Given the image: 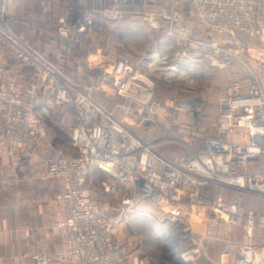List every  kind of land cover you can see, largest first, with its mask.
Listing matches in <instances>:
<instances>
[{
  "label": "built area",
  "instance_id": "1",
  "mask_svg": "<svg viewBox=\"0 0 264 264\" xmlns=\"http://www.w3.org/2000/svg\"><path fill=\"white\" fill-rule=\"evenodd\" d=\"M9 1L0 0V49L11 51L29 69L30 78L26 86H17L3 75L0 65V140L21 150L31 149L46 137V127L37 115L43 103L70 105L76 118L70 143L77 156L59 153L48 171L51 177H61L65 185L58 197L64 213L56 223V230L64 235L65 249L55 258L38 253L33 264H141L136 258L128 260L112 223L135 212L146 200L169 209L188 200L202 205L225 223L222 258L235 246L239 264H264V243L258 241L264 240V214L246 207L247 193L264 197V0H168L165 4L162 0H124L157 17L156 26L150 20L154 30L166 31L178 40L183 51L173 59L183 61L191 56L199 64L208 62L218 69L230 65L238 77L219 99L206 150L194 151L190 161L180 164L134 135L45 54L16 34L6 16ZM105 11L121 15L120 11ZM95 16L91 9H62L61 35L78 37ZM157 57L159 62L172 61L165 69L180 70L181 62ZM120 68L132 71L129 61ZM171 107L190 115L200 113L199 105L191 101H173ZM97 170L115 179L118 176L130 186L131 194L111 209L114 216L105 212L109 205L98 204L88 187L89 177ZM212 187L218 191L214 201L194 196ZM114 190L109 185L105 191ZM229 191L234 192L230 201ZM236 227L242 229L239 243H234Z\"/></svg>",
  "mask_w": 264,
  "mask_h": 264
},
{
  "label": "rangeland",
  "instance_id": "2",
  "mask_svg": "<svg viewBox=\"0 0 264 264\" xmlns=\"http://www.w3.org/2000/svg\"><path fill=\"white\" fill-rule=\"evenodd\" d=\"M69 1L72 4L66 8L86 7L96 11V20L85 34L76 38L61 35L60 15L56 17L58 7ZM161 2L165 4L168 0ZM126 3L128 1L124 0H10L6 16L16 34L26 37L78 88L123 122L134 135L163 157L177 164L188 162L195 150L191 145L192 140L200 129L190 114L174 110L171 103L190 101L192 98L214 102L237 79L226 71L213 76L197 75L193 73L196 63L191 56L181 61L177 73L173 72L180 75L169 79L168 74L172 70L166 71L165 68L171 64L159 62L157 54L176 57L183 51L180 43L176 38L167 36L166 31L154 30L150 20H153L154 26L158 20L153 14L136 4ZM107 9L116 12L123 10L122 19L118 22L108 21L105 18ZM205 33H209L208 30ZM127 61L132 67L128 73L120 68ZM0 65L4 76L16 77L23 87L28 84L29 69L8 49H0ZM222 68L232 70L230 65ZM73 111L71 106L40 104L37 115L46 127L47 137L28 153L42 151L50 164L61 152H71L77 156L70 146V136L76 124ZM199 142V150L195 152L202 153L207 147V137ZM0 148L9 153L12 151L9 157L22 153L21 150L6 147L1 140ZM109 185L115 188L114 192L105 191ZM88 187L98 204L109 205V211L105 209V212L110 216H114L115 211L111 209L119 207L123 196L131 194L126 181H120L118 176L116 179L109 177L100 170L89 177ZM193 193L190 190V194ZM197 194L194 193V196ZM231 194L234 195V192ZM199 195L206 202L214 201L218 191L212 187ZM246 197L249 210L264 214V197L248 193ZM188 201L174 204L169 209L146 200L135 212L113 220L115 239L125 249L128 260L133 262L136 258L141 264H216L199 256L198 250L203 251L204 248L196 244L187 230L183 220L187 214L182 207L188 203L201 206L212 223V230L217 231L221 223L225 227V223L215 219L213 212L202 205ZM258 201H262V208L257 205ZM260 232L258 229L257 233ZM258 241L264 243L259 238Z\"/></svg>",
  "mask_w": 264,
  "mask_h": 264
},
{
  "label": "crops",
  "instance_id": "3",
  "mask_svg": "<svg viewBox=\"0 0 264 264\" xmlns=\"http://www.w3.org/2000/svg\"><path fill=\"white\" fill-rule=\"evenodd\" d=\"M70 2L58 7L57 18L62 11L61 8L66 9L65 6L72 4H69ZM120 12L121 15L114 19L107 17V14H105V18L111 22H118L123 16V10ZM166 56L169 57V55ZM195 63L196 70L193 73L197 75L213 76L226 71L238 80L231 68L218 69L208 62L199 64L195 61ZM173 72L177 73L176 70L169 71V79L180 75ZM8 78L13 79L12 77ZM223 95H220L214 102L200 98L190 99L200 107V113L191 115L200 129L192 140L191 145L195 149L194 151L199 150L198 142L209 136L218 117L219 99ZM139 106L142 107V105ZM70 146L74 151L75 148L71 144ZM47 158L42 151L35 150L31 154L17 153L9 157L5 151L0 150V264H32V257L37 253L45 252L55 258L65 249L64 235L56 230V223L64 213L63 204L58 197L63 194L65 185L62 179L48 175L50 163ZM203 190L205 189L199 191L197 195ZM231 193L230 191L228 193L229 201L233 197ZM262 204V201H258L257 205L262 208ZM182 208L187 214L183 217L187 230L196 244L199 243L204 248L203 251L198 250L199 256L203 260H213L216 264H239L238 250L235 246L227 257L222 258V246L225 242V227L222 223L215 235L212 236L211 234L214 232L211 228L212 223L206 217L201 206L188 203ZM247 209L250 208L247 206ZM241 236V227H236L234 243H239L242 239Z\"/></svg>",
  "mask_w": 264,
  "mask_h": 264
},
{
  "label": "bare ground",
  "instance_id": "4",
  "mask_svg": "<svg viewBox=\"0 0 264 264\" xmlns=\"http://www.w3.org/2000/svg\"><path fill=\"white\" fill-rule=\"evenodd\" d=\"M146 19H148V18H146ZM149 20H150V19H149ZM179 60H182V59H177V60H173V61L177 64L178 62H181V61H179ZM170 64H171V65L173 64L172 61H170ZM165 70H166V71H169V70H171V69L168 68V69H165ZM12 82H13L15 85H17V86H18V84H19V83L17 82V79H16V78H13V79H12ZM19 85H20V84H19ZM11 86L14 87L12 83H11ZM12 90H15V89H12ZM52 103H53V102H52ZM68 106H70V105H68ZM65 107H67V106H65ZM39 141H40V140H39ZM39 141H38V142H39ZM38 142H37V143H38ZM37 143H35V144L33 145V147H32L33 149L37 146ZM5 146H6V147H10V146H8V145H5ZM32 148H31V149H21V152H22L23 154H26V153L32 151ZM5 152H6L7 155H9L12 151H11L10 153L7 152V151H5ZM48 171H49V170H48ZM48 175H49V173H48ZM53 178H59V179H62L61 177H53ZM63 182H64V181H63ZM64 191H65V189H64ZM241 237H242V236H241ZM44 253H45V252H44ZM37 254H38V253H37ZM35 255H36V254H35ZM33 256H34V255H33ZM32 264H33V257H32Z\"/></svg>",
  "mask_w": 264,
  "mask_h": 264
},
{
  "label": "water",
  "instance_id": "5",
  "mask_svg": "<svg viewBox=\"0 0 264 264\" xmlns=\"http://www.w3.org/2000/svg\"><path fill=\"white\" fill-rule=\"evenodd\" d=\"M107 17L112 18V19L116 18V16H114V15H110V14L107 15ZM256 140H257V141H262V139L259 138V137H257ZM214 231L216 232V229H215ZM215 232H212L211 235L214 236V235H215Z\"/></svg>",
  "mask_w": 264,
  "mask_h": 264
},
{
  "label": "trees",
  "instance_id": "6",
  "mask_svg": "<svg viewBox=\"0 0 264 264\" xmlns=\"http://www.w3.org/2000/svg\"><path fill=\"white\" fill-rule=\"evenodd\" d=\"M213 188H215V187H213Z\"/></svg>",
  "mask_w": 264,
  "mask_h": 264
}]
</instances>
